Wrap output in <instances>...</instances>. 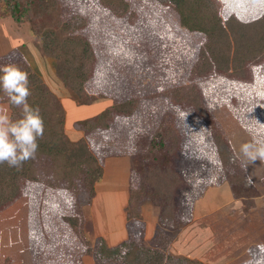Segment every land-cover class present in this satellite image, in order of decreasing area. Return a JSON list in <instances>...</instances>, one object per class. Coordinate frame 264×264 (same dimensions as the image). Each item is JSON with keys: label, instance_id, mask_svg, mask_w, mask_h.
<instances>
[{"label": "rangeland", "instance_id": "1", "mask_svg": "<svg viewBox=\"0 0 264 264\" xmlns=\"http://www.w3.org/2000/svg\"><path fill=\"white\" fill-rule=\"evenodd\" d=\"M53 1L48 11L19 20L0 3V65L27 68L34 82L28 102L40 108L44 137L61 122L68 140H84L102 173L89 194L81 171L63 176L47 156L31 159L36 180L23 179L20 197L0 207V264H127L120 255L99 257L98 238L161 252V264H177L178 257L264 264V160L248 162L240 151L244 143L264 142V59L246 64L244 79L211 69L204 80L195 68H204L206 37L173 26L170 0ZM212 1L222 21L245 23L264 10L254 9L259 0ZM43 31L52 34L47 44L65 52L68 77L57 72L59 53L43 48ZM182 45H194L193 65L179 64L167 80L157 75L164 61L155 53L176 46L182 55ZM72 68L88 69L82 92ZM37 85L47 94L39 96ZM0 108L19 117L6 96ZM155 172L171 182L167 196L153 184ZM64 217H75L74 230Z\"/></svg>", "mask_w": 264, "mask_h": 264}, {"label": "trees", "instance_id": "2", "mask_svg": "<svg viewBox=\"0 0 264 264\" xmlns=\"http://www.w3.org/2000/svg\"><path fill=\"white\" fill-rule=\"evenodd\" d=\"M170 1L174 11L178 15L180 24L189 30L200 31L206 37L200 62L204 65V68L199 70L195 68L196 75H205L211 71V69H214L224 74L244 79L246 77L245 65L250 62L255 63L264 59V13L258 18L245 23L238 21L232 16L222 21L218 16L217 8L212 0ZM1 2L15 20H19L23 16L26 18L38 16V13L48 11L50 7H53V5L55 6L53 0H0V3ZM75 25L77 28L79 27L78 23ZM47 35L52 36L50 31H43L41 33L40 38L42 39V46L45 51H47L48 46L52 52H57L56 55L59 53V56L57 55V60L60 65L57 67V72L59 76L63 78L66 76L68 77L69 75H65L66 72L62 71L63 67L61 66V57L65 56V52L61 50L60 44H55L53 47H51V44H47ZM83 52L85 56L87 53L91 52L87 43H84ZM64 62L67 63L65 59ZM91 64L92 58L89 56L85 65L89 67ZM19 66L28 72L25 66ZM72 72H75V76H78V83L75 90L82 92L83 82L88 78V69L83 68L77 71V69L74 68ZM31 80L32 76H29L30 84H34ZM35 89L39 96H41L42 93L45 95L47 94L43 85H37ZM4 96L5 94L0 91V100L3 99ZM172 100L180 101L182 99L173 96ZM33 105L37 104L35 103ZM193 105L199 112L202 111L196 102H193ZM9 108L12 114L16 110L10 103ZM17 112L20 115V111ZM99 119L100 121L103 119V124H101L104 125L105 118L99 117ZM101 127H105V125ZM212 135L215 143L221 148V152L227 154L225 142L216 129L212 130ZM38 144L39 148L36 155L43 154L47 156L57 168L62 170L63 176L74 175L81 171L84 175L83 181L88 187V192L92 194L93 183L100 178L102 169L84 140H68L62 132L61 122H59L53 126L51 134L38 140ZM156 173L160 174V172H155L153 174L155 176V182L153 184L157 186L159 192L164 191L161 193L162 196H167L169 194L171 182L170 185H167L165 182L169 181H167L165 177H161L162 179H160V177L155 175ZM32 174L31 160L25 162L20 170L8 167L7 164H0V207L11 202L20 195L23 188V186L20 188V185L23 183V179L36 180ZM54 174L57 175L58 173L54 170ZM136 194L137 191H129V205L132 208L136 201L134 200ZM164 204V208H170V204ZM165 212L166 211H164V213ZM133 214L135 216L137 215L136 212H133ZM64 220L74 230L77 224L75 217H64ZM96 244L97 247L95 251L97 255L103 259H109L120 255L123 262L127 264H161L163 258L161 252L144 248L135 244L134 241H123L111 247L108 246L102 238H98ZM176 259L177 264H203L198 260L185 257H178Z\"/></svg>", "mask_w": 264, "mask_h": 264}, {"label": "clouds", "instance_id": "3", "mask_svg": "<svg viewBox=\"0 0 264 264\" xmlns=\"http://www.w3.org/2000/svg\"><path fill=\"white\" fill-rule=\"evenodd\" d=\"M29 73L15 63L0 65V91L11 106L20 109L13 119L8 110L0 108V164L20 170L23 164L35 159L44 137V120L38 105L28 102L32 95ZM241 154L248 162L264 160V142L251 141L241 145Z\"/></svg>", "mask_w": 264, "mask_h": 264}, {"label": "crops", "instance_id": "4", "mask_svg": "<svg viewBox=\"0 0 264 264\" xmlns=\"http://www.w3.org/2000/svg\"><path fill=\"white\" fill-rule=\"evenodd\" d=\"M258 2V3H257ZM256 3H255V10H257V9H261L262 7H264V0H259V1H257ZM264 13V10H263V12L262 13H260L259 14V16H261L262 14ZM258 16V17H259ZM258 17H256V18H258ZM256 18H254V19H256ZM253 20V19H252ZM173 26H175V27H177L178 28V30H185L184 32H187V31H194V32H192L193 34H195V36L197 37H203L202 36V33L200 32V31H197V32H195V30H189L188 28H186L185 26H183V25H181L180 24V22H179V18H178V15L176 14V21L173 23ZM187 30V31H186ZM174 31H176V30H174ZM172 32V31H171ZM173 34L174 33H172L171 35V37L173 38ZM199 35H201V36H199ZM170 37V38H171ZM177 37V36H176ZM167 40V39H166ZM174 41V40H173ZM172 42V41H171ZM172 44L174 45L175 43L174 42H172ZM172 45V46H173ZM177 46V45H176ZM176 46H174L173 48H171V50H170V52H168V49H163V51H161V52H159V51H157L156 53H155V56H158L159 58L161 57L163 60L162 61H164V64H163V66H164V68L162 69V71L163 72H161V71H159L157 68L156 69H154V71H155V73L157 74V75H160V76H162L163 78H165V80H167V79H169L170 78V75H173L172 73L173 72H175L174 70L175 69H179V64H180V66H184V65H189V67L188 68H190L192 65H193V63L195 62V59L194 58H192V60H190V58H188V54H190V52L188 53V48H189V50L191 51L192 49H193V47H194V45L192 46V48L191 47H187V46H183L182 45V47H181V50L184 52L185 50H186V53L184 52H181L182 53V55H177V53H178V50L176 51L175 50V47ZM191 56H193V55H191ZM173 58H174V61H173ZM262 62V61H261ZM259 63V62H258ZM248 64V63H247ZM257 63H255V65H256ZM146 66H147V64H146ZM148 68H153V66L152 65H150V63L148 64ZM164 69H168V70H170L171 71V73H166L165 71H164ZM173 71V72H172ZM214 71V70H213ZM213 71H211V72H209V73H207V74H205V78H204V80L206 79V78H209L211 75V73H213ZM162 74V75H161ZM167 76H166V75ZM168 74H170V75H168ZM156 75V76H157ZM164 75V76H163ZM155 76V77H156ZM208 76V77H207ZM91 78V77H90ZM231 80H235V79H231ZM236 80H238V79H236ZM239 81H241V80H239ZM125 88H127V87H125ZM199 88V87H198ZM22 194V190H21V193H20V195ZM20 195L17 197V199L20 197ZM16 199V200H17Z\"/></svg>", "mask_w": 264, "mask_h": 264}]
</instances>
